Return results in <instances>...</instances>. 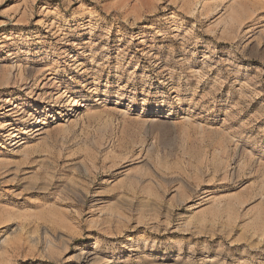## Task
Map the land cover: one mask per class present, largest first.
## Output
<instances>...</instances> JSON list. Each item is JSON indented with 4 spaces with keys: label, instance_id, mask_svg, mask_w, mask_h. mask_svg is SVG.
Returning <instances> with one entry per match:
<instances>
[{
    "label": "rangeland",
    "instance_id": "rangeland-1",
    "mask_svg": "<svg viewBox=\"0 0 264 264\" xmlns=\"http://www.w3.org/2000/svg\"><path fill=\"white\" fill-rule=\"evenodd\" d=\"M8 120L0 264H264V0H0Z\"/></svg>",
    "mask_w": 264,
    "mask_h": 264
},
{
    "label": "bare ground",
    "instance_id": "bare-ground-1",
    "mask_svg": "<svg viewBox=\"0 0 264 264\" xmlns=\"http://www.w3.org/2000/svg\"><path fill=\"white\" fill-rule=\"evenodd\" d=\"M18 67V66H17ZM21 69L22 68H15V77H19L21 80H22V71H21ZM13 71H14V68H13ZM11 75V74H10ZM13 76V75H12ZM14 77V78H15ZM59 94V93H58ZM52 97H53V95H51ZM64 97V96H63ZM62 98V95H59L57 98H56V100H58V99H61ZM63 99V98H62ZM5 102L6 103H11L12 102V100L11 99H6L5 100ZM78 105H79V103H77V102H74L73 101V106H74V108L75 107H78ZM12 107H9V108H7L6 110H5V112L6 113H9V112H12L14 109H18L19 108V105H15V106H13V105H11ZM83 105H81L80 107H82ZM83 107H85V106H83ZM31 109V108H30ZM39 110H36V111H34V113H31L32 112V110H30L29 111V113L28 114H26L25 116H23L21 119H18L19 118V115H21L22 113H19L18 115H16V116H14V117H18V118H16V122H20L21 124H22V126H27V127H25L26 128V130H28V132H32V133H37V132H39V131H41V126H40V124H43L44 122H42L41 121V118H42V116L44 115V113L43 112H41V115L42 116H39V117H37V119L35 120V121H33L32 123H29V121H28V118H30V117H32V116H35V115H37V112H38ZM45 116V115H44ZM0 127L1 128H7V127H9L8 129H10L9 131H12V130H14V127H13V121H10V120H8V121H3V122H0ZM23 128V127H22ZM31 128V129H30ZM33 128V129H32ZM19 133V132H18ZM12 134V133H11ZM23 140H25V139H23ZM20 144V145H22V144H24V142L23 141H19V142H17V143H15V145L16 144ZM26 143V142H25ZM19 146V145H18ZM26 148V147H25ZM27 149V148H26Z\"/></svg>",
    "mask_w": 264,
    "mask_h": 264
}]
</instances>
